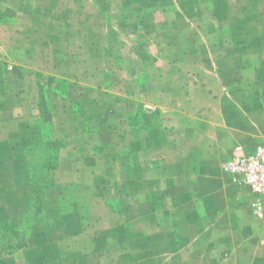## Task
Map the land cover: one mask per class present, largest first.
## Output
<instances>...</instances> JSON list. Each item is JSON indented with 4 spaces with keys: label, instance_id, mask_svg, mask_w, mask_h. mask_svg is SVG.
<instances>
[{
    "label": "crops",
    "instance_id": "obj_1",
    "mask_svg": "<svg viewBox=\"0 0 264 264\" xmlns=\"http://www.w3.org/2000/svg\"><path fill=\"white\" fill-rule=\"evenodd\" d=\"M36 1L0 0V189L49 77L63 146L50 227L0 264H264L253 194L221 169L264 145V0H121L107 51L116 29L129 47L110 64L103 45L84 53L83 8Z\"/></svg>",
    "mask_w": 264,
    "mask_h": 264
},
{
    "label": "rangeland",
    "instance_id": "obj_2",
    "mask_svg": "<svg viewBox=\"0 0 264 264\" xmlns=\"http://www.w3.org/2000/svg\"><path fill=\"white\" fill-rule=\"evenodd\" d=\"M237 1L240 2L241 0ZM34 6L35 8H83L84 14L82 17H80V19L84 22L83 35L86 40L84 45V53L86 57L88 55L87 53L89 52L90 54L92 52L97 53L98 47L101 45H103L105 48L104 53L106 54H104V59L108 61V64L111 63V58L116 60L117 56H126V49L129 47L126 46L128 44L127 42L129 41L128 30L123 28L116 29V37L120 38L122 41V45L118 49H110L107 51L106 42L107 34L114 32V29L110 26V22L111 25H114L112 10L114 11V8H124V3L121 2V0H37ZM233 8H237V5H235ZM232 12V15L236 17L237 12L235 10ZM58 13L59 12L54 11L53 15L58 17ZM252 15L253 14L249 12L243 14L246 20L250 19ZM70 20H72L71 17ZM73 20L75 19L73 18ZM96 34H98V38L94 37ZM92 40H94L96 44H90V41ZM109 53L111 57L109 56ZM84 63L85 69H89L93 64H96V60L88 58L84 61ZM102 64L106 66L105 63ZM55 82V77H49L47 82L40 84L42 90L41 97L46 100L49 106L50 102H52L54 98V93L50 91V88L53 84H55ZM145 121L149 124H152L153 119L149 116H145ZM47 130L49 131L48 127L43 126L41 123L31 125L27 128V130H24L25 141L16 149H14L15 152L12 154V156L8 157V188H5L4 190L0 189V206L5 200H8V203L11 202V206L8 209V217L10 219L5 221V223H0L1 227L7 230H10L14 227H20L23 229V231H26L24 241L21 243L23 248L35 244V241L40 240L41 236H43V233L50 227V222L45 219L44 213L40 217L38 216L40 218L38 221H33L34 216L30 214L28 209L30 191L26 192L24 190V185H21L22 177H24L25 184L27 187H29L27 184L28 155H26V151L31 145L41 142L44 139ZM35 154L40 155V152H34L32 153L33 157H30L34 167H36L38 164V156L37 159H35Z\"/></svg>",
    "mask_w": 264,
    "mask_h": 264
},
{
    "label": "trees",
    "instance_id": "obj_3",
    "mask_svg": "<svg viewBox=\"0 0 264 264\" xmlns=\"http://www.w3.org/2000/svg\"><path fill=\"white\" fill-rule=\"evenodd\" d=\"M41 92V85L39 84V98L37 104L39 111V119L37 123H41L43 124V126L48 127L52 120V111L50 106L47 104L46 100L41 97ZM62 146V140L52 138L50 132L47 130L44 139L38 144L31 145L26 151V155H28L27 184L29 186L30 191L28 209L30 211V214L34 216L33 221H38V219H40L39 217L43 215V201L45 191L48 188V176L49 173L52 170L56 169L58 165V155ZM37 151L40 152V155H34L35 159H37L38 156V164L36 167H34L30 157H33L32 153ZM25 233L26 231H23V229H21L20 227H14L10 230H7L1 227L0 224V257L4 255H9L10 253H13L23 248V245L21 243L22 241H24V237L26 236Z\"/></svg>",
    "mask_w": 264,
    "mask_h": 264
},
{
    "label": "built area",
    "instance_id": "obj_4",
    "mask_svg": "<svg viewBox=\"0 0 264 264\" xmlns=\"http://www.w3.org/2000/svg\"><path fill=\"white\" fill-rule=\"evenodd\" d=\"M222 171L249 188L253 194L251 213L264 223V145L232 156L221 165Z\"/></svg>",
    "mask_w": 264,
    "mask_h": 264
}]
</instances>
